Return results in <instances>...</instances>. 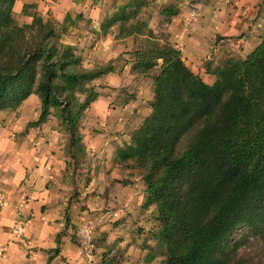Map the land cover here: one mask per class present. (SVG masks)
<instances>
[{
    "label": "trees",
    "instance_id": "trees-1",
    "mask_svg": "<svg viewBox=\"0 0 264 264\" xmlns=\"http://www.w3.org/2000/svg\"><path fill=\"white\" fill-rule=\"evenodd\" d=\"M14 2L0 0V110L38 94L41 111L34 124L44 121L50 104L59 106L71 148L78 110L98 96L90 92L78 103L76 94L114 67L79 66L73 45L60 39L67 15L52 22L29 13L35 5L25 3L22 13L31 20L18 24L11 14ZM133 3L139 7V0H128L102 29L119 22L117 37L144 35L140 25H125L137 13L126 12ZM141 56L148 60H137L134 69L161 62L153 76L150 112L129 144L117 150L118 161L141 172L143 205L155 211L151 235L164 264H228L225 246L231 234L240 226L264 228V35L244 58H227L210 70L212 83L167 41ZM68 223L67 217L65 227ZM63 234L64 229L56 235L54 253Z\"/></svg>",
    "mask_w": 264,
    "mask_h": 264
},
{
    "label": "rangeland",
    "instance_id": "rangeland-1",
    "mask_svg": "<svg viewBox=\"0 0 264 264\" xmlns=\"http://www.w3.org/2000/svg\"><path fill=\"white\" fill-rule=\"evenodd\" d=\"M79 1L80 8L66 10L60 21L56 20L50 11H47L48 8L45 9L43 6L39 9L47 11L49 15H42L37 9V3L34 4V8H27V11L29 13L36 11L45 19L57 23H61L67 15L60 39L73 45L74 53L80 60L79 66L108 69L114 67L111 73L121 68L117 70L116 88L121 92H129L128 80L133 79L140 86L137 90H140L144 97L148 96L153 76L159 71L161 59H158V64L151 69L145 68L147 64H141V66L138 64L137 71L133 70L132 63L141 59L148 60L150 57L151 61H154L155 58L153 59L152 55L148 58L141 55L154 47L156 42L162 44L167 41L180 50L178 41L172 37L170 29L172 19L178 11L180 14H184L182 10L185 13L191 9L198 11L194 19H187L188 14H186L181 17V21L190 28L193 24L201 25L202 28L198 32L204 36L215 34L214 39L220 42L219 45L221 42L222 44L230 43L234 38L243 40V47L238 46L235 51L226 53L228 55L225 57H218L210 51L206 55L209 56L208 58L200 60L198 64L204 69L206 66L208 73L217 66H223L227 58H244L247 54L245 55L241 50H253L264 35V0H139V7L136 3L127 7L126 12L131 13L137 9V13L126 21L125 25L134 23L140 25L144 35H132L126 40H117L112 36L113 30L118 29L119 22L108 28L109 33H102V35L99 30H101L100 24L105 25L107 19L128 0H106L98 16L100 21H92V18L82 10L84 0ZM91 1L93 0L88 3L93 5L95 0ZM11 14L18 24L31 20L29 16L22 13V8L19 13L12 10ZM217 27L219 28L216 31ZM148 30L151 33H148ZM221 32L225 35L222 36ZM180 54L182 56L181 50ZM131 72L132 76H130ZM202 78L209 83L211 77L203 73ZM85 87L87 89L85 92L76 94L78 103L90 97V92L98 93V87L101 88L100 90L112 88L96 80L88 82ZM134 94L132 92L130 96ZM87 108L88 106L78 110L73 136L75 139L71 148L69 146L70 132L59 116V106L50 104L44 121L34 124L41 111V101L36 93L30 94L16 107L0 110V130L6 134L7 144L9 140L13 142V145L22 144V136L25 133L34 131L38 136L44 133V124H48L49 129L59 131L57 139L59 157L64 159L70 172L69 185H63L59 189L61 198H67L68 204L63 218L77 219V222L72 224L73 240L78 243L81 253L85 255L88 262L91 264H164L161 248L156 245L157 239L151 235V230L157 223L153 206L144 204L145 206L141 208L144 210L140 214L136 205H133V198L125 192L124 185L128 182H134L133 187L129 188L130 192L142 190L141 181L137 180L141 172L129 162L113 161V154L105 151L97 152L92 148L89 150L90 154L86 151V146L89 144L86 145L83 142L85 134L82 130L87 124L85 123ZM91 131L94 132L95 128ZM48 142L45 140L44 144ZM114 149L113 151L117 153L119 148L115 146ZM108 192H117L120 196L126 193V199L120 202L113 201L111 195H106ZM79 227H87L91 231L93 236L91 246L79 245L77 236ZM225 251L229 253L228 264H264V228L253 230L251 227H238L231 234Z\"/></svg>",
    "mask_w": 264,
    "mask_h": 264
},
{
    "label": "crops",
    "instance_id": "crops-1",
    "mask_svg": "<svg viewBox=\"0 0 264 264\" xmlns=\"http://www.w3.org/2000/svg\"><path fill=\"white\" fill-rule=\"evenodd\" d=\"M89 1L84 0L82 10L92 18V21H100L98 16L106 0H95L93 5L89 4ZM25 3H37V9L42 15H49L47 11H50L58 21L63 18L66 10L78 9L81 6L79 0H15L13 11L19 13ZM41 6L48 8L47 11H41L39 9ZM181 12L184 14L178 11L174 18L172 17L170 26L172 37L178 41L177 45L180 47L184 62L201 77L206 73L211 77L209 83H212L215 80L214 74L210 71L208 73L206 66L204 69L198 62L208 58L206 55L210 51L218 57H225L228 55L226 53L235 51L238 46L243 47V40L234 38L230 43L221 42L219 45L220 42L214 39L215 34L204 36L198 32L202 28L201 25L193 24L192 28L186 26L181 17L189 12L185 13L184 10ZM100 25L101 34L109 33L112 27L104 31L102 23ZM112 36L117 40H126L132 35L117 37L115 29ZM241 51L246 55L251 50ZM136 61L132 64H136ZM120 69L104 74L96 80L112 88L100 90L98 87V96L87 108L85 116L87 124L82 130L85 134L83 142L89 144L86 151L89 153L90 148L96 149L97 152L105 151L113 154V161H118L116 152L113 151L115 146L123 148L129 144L131 132L150 112L149 104L153 97V80L147 97L142 96L141 91L137 90L140 86L133 79L128 80L129 92H121L116 88L117 70ZM132 75L131 72L130 76ZM132 92L135 94L130 96ZM48 126L44 124V133H40L39 136L35 135L34 131L25 133L22 136V144L19 145H13L9 140L7 144L6 134L0 130V264H91L81 253L78 243L73 240L72 224L77 222V219H70L65 227L66 219L63 215L68 204L67 198H61L59 189L63 185H69L70 172L64 159L59 157L57 145L59 131L49 129ZM92 127L95 128L94 132L91 131ZM45 140L49 141L48 144H44ZM106 144L108 146H105ZM137 180L141 181L140 191L135 193L129 191L134 182H128L124 186L125 192L133 198L135 203L133 205H136L141 214L144 210L141 208L146 192L140 177ZM106 195H111L113 201L120 202L126 199L125 195L120 196L117 192H108ZM20 225L23 226L22 233L13 232V229ZM62 229L64 234L60 238L59 252L54 253L53 249L57 246L56 235Z\"/></svg>",
    "mask_w": 264,
    "mask_h": 264
},
{
    "label": "built area",
    "instance_id": "built-area-1",
    "mask_svg": "<svg viewBox=\"0 0 264 264\" xmlns=\"http://www.w3.org/2000/svg\"><path fill=\"white\" fill-rule=\"evenodd\" d=\"M197 14H198V11H196L195 9H191L188 13L187 19H190V18L194 19L195 16H197ZM83 226H87V225L83 224ZM89 230H91V228ZM89 230L87 229V227H84V228L79 227L78 228L77 236H78L79 245H90L91 246L93 244V236L91 234V231H89ZM22 231H23V226H21V225L17 226L16 228L13 229V232H16L17 234L22 233Z\"/></svg>",
    "mask_w": 264,
    "mask_h": 264
}]
</instances>
